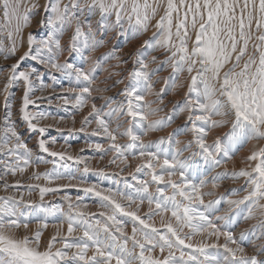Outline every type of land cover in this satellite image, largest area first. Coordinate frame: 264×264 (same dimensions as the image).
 Wrapping results in <instances>:
<instances>
[{
    "label": "snow or ice",
    "instance_id": "1",
    "mask_svg": "<svg viewBox=\"0 0 264 264\" xmlns=\"http://www.w3.org/2000/svg\"><path fill=\"white\" fill-rule=\"evenodd\" d=\"M41 8L45 15L39 22L40 31L25 35L24 30ZM161 10L163 14L153 25ZM125 23L129 38L146 33L150 26L156 31L136 50L133 70L101 89L96 86V74L105 71L103 65L108 60L119 59L118 51L114 47L95 60L85 52L102 47L110 30L120 29L124 35ZM101 31L103 37L98 38ZM66 35L68 39L62 43ZM0 37L9 41L6 45L0 38V57L5 62L13 61L0 63L4 79L0 87L4 110L0 118V184L5 192L23 187L30 190L29 195L35 189L40 194V203L26 200L23 193L0 196V264H264V146L253 145L245 158L246 167L238 171L225 169L210 178L212 189L219 187L215 181L245 178L239 189L245 195L227 200L232 207L243 205L241 212L229 215L230 208L216 216L219 208L215 206L225 197L205 201L214 193L202 191L210 182L209 174L231 160L241 146L251 140L264 141V0H46L43 6L38 0H0ZM25 43L27 50L18 55ZM157 49L165 50L163 60L152 55ZM85 64L87 68L81 66ZM165 66L171 67V74L165 87L155 91L153 77ZM185 73L184 84H178ZM111 76L119 73H110ZM46 79L52 83H46ZM65 83L70 86L65 88ZM121 84L124 87L119 95L123 102L102 94ZM185 85L187 92L172 112L151 119L162 111L161 105L167 106L168 92ZM57 88L61 89L59 93L55 92ZM48 89L52 94L33 99L36 91ZM17 91L22 92L21 104L13 119ZM93 91L98 95L93 96ZM148 96L155 99L149 100ZM42 99L49 105L59 99L62 104L58 107L74 104L77 111L88 106L90 100H102L99 106L91 103L81 127L70 131L85 132L94 122L92 135L103 136L110 143L107 148L101 143L88 146L100 154L101 160L109 152L114 153L109 165L119 168V173L93 169L83 156L50 152L48 145L55 141L44 138L49 126L40 125L50 113L29 110L30 106L38 108L37 100ZM179 112L188 113L187 121L192 127L187 130L195 133L194 143L199 148V153L185 159L178 158L180 149L170 154L161 147L180 143L174 140L182 131L180 127L156 141L144 139L150 132L168 127ZM113 119L115 128L109 123ZM72 121L75 123L74 116ZM20 126H25L30 136H38L39 153L60 161L57 164L52 160L51 170H34L31 179L51 184L66 178L67 184L48 187L21 180L8 182V176H23L33 163H49L43 155L33 154L18 131ZM226 126L227 132L217 135L211 144L207 142L211 129ZM118 136L128 139L119 143ZM192 144L189 141L185 150ZM197 155L199 163L194 159ZM130 156L138 161L135 171L128 173L132 183L124 177L122 187L116 180L109 188L96 183L82 186L85 175L94 171L103 177L122 175L131 167ZM67 161L84 167L70 169ZM120 164L124 167L120 168ZM145 172L150 179H137ZM76 173L80 181L74 184ZM177 175L178 181L173 179ZM73 187L89 198H98L100 210H81L88 207L81 196L75 198V203L71 197L63 198L68 201L67 213L60 206H44L45 194ZM145 207L146 211H142ZM57 212L62 219L58 218L55 233L43 242L49 215ZM157 216L159 227L154 219ZM257 217L255 224L235 235L230 230L237 228L241 220ZM33 220L39 221L34 231L29 229ZM65 223L66 233L62 231ZM197 235L201 236L199 242L193 240ZM213 237L217 241L223 237L225 243H205Z\"/></svg>",
    "mask_w": 264,
    "mask_h": 264
},
{
    "label": "rangeland",
    "instance_id": "2",
    "mask_svg": "<svg viewBox=\"0 0 264 264\" xmlns=\"http://www.w3.org/2000/svg\"><path fill=\"white\" fill-rule=\"evenodd\" d=\"M32 22H34L33 19H32ZM32 31L34 32V30H29L28 32H32ZM85 31H87V29H85ZM114 31L116 33L115 36L117 37L118 42L121 43L122 39H125V41L129 40V36H130L129 32L128 33L124 32V35H121L120 29H114ZM108 33H107V36L105 37V39H107V37L109 35ZM99 37H103V33L101 34V36L98 35V38ZM0 38L4 39V43L6 45L9 43V41H6L5 37H0ZM67 39H68V37H67ZM110 39L112 40V38H110ZM142 44H143V42H141V44L133 50L134 54L136 53L137 49L141 48ZM115 45L117 46V44H115ZM115 45L113 44L111 49H113L114 47L116 48ZM26 50H27V44L25 43L24 46L19 50L18 55L22 54ZM88 54H90V53L85 52V56H88ZM65 55H67V53H65ZM93 56L95 59L99 58L98 54H93ZM134 59H135V57H134ZM12 62L13 61L5 62V61H3L2 57H0V63H12ZM107 62L104 63L103 67H105L107 65ZM133 62H134V60H133ZM81 66L87 68L88 65L85 64V65H81ZM157 66H155V67H157ZM165 68H166V66L160 72L156 73V75L153 77V87L157 86L155 91H159L160 88L165 87V82H166L167 78L169 77V75L171 74L172 69H171V67H169L168 70H166V74L161 78V83L159 85H157L158 82L156 81V76L159 73L163 72L165 70ZM132 70H133V63H132V66L130 68V71H132ZM41 71H43V69H41ZM96 75H97V80H98V78L102 75V72H98ZM186 76H187V74L185 76H183L184 78L182 81H180L181 80V77H180V79L177 83L178 84H184ZM97 80H96V82H97ZM45 82L49 83V84L52 83V81L50 79H46ZM3 83H4L3 76H0V87L3 86ZM69 86L70 85H68L67 83L64 84L65 88L69 87ZM71 86L75 87V85H71ZM96 86H98V85L96 84ZM60 91H61V89H59V88L55 89V92H57V93H59ZM120 92H121V90H119V91L117 90L114 94H112L110 96L113 97V99L115 100L116 98H118V95ZM186 92H187L186 85L183 87H177L175 89V91L168 92L167 96L165 97V101H166L165 104L167 106L164 107L163 105H161L160 107L162 108L163 112L162 111L157 112L156 115L151 117V119H158L161 116H164L166 114H170L172 112L173 108L176 106V102L182 101V98L184 97ZM50 94H52L51 89L45 90L44 92L36 91L33 99H35L36 97H41V96H48ZM172 94H173V96H172ZM92 95L97 96L98 93L93 91ZM21 96H22V92L17 91L16 92L17 99L13 103V119H16L18 116L17 109L19 108V106L21 104V100H20ZM154 99H155L154 96H150V98H149V100H154ZM69 100H74V97L69 96ZM2 102H3V97L0 96V118H2V115H3V112L1 109ZM93 102H95L97 104V106H99L101 103H103L102 100H95V101L90 100L88 106H85L82 110L77 111L75 109L74 104H69L67 106L58 107V105L62 104V101H60L59 99H53L51 105H49L47 100L42 99V100H37L38 108H33L30 106L29 110L30 111H42L45 113H50V115L47 117V119L40 121L41 126H45V125L49 126L48 131L44 134V138L46 140H54L55 141V143H51L48 145L50 152L51 151L65 152L67 155H71L73 157L83 156V157L89 159V167H91L93 169H104V171L108 172V173H113V172L119 173V168H117L115 165H109V160L113 158L114 153L109 152L104 157V159L101 160L100 154L96 150H94L88 146L89 144L101 143V144H104L105 148H107L109 143H110V141H108L107 138H105L103 136L92 135L93 129L96 128V125L94 122L87 127L85 132L70 131L73 128L78 130L81 127V119L83 116L87 115V113L90 111V104ZM181 106H182V104H181ZM69 113L71 115H69ZM195 114L198 115L199 113L197 112ZM61 116L64 117L63 121L60 120ZM72 116L75 117V123H73V121H72ZM187 116H188V113L179 112L177 117L174 119V121L168 127L163 128L157 132H150L148 136L144 137L145 141L146 142L147 141H156L161 136H168L169 134L174 133V130H176L178 127H180L182 129V131L178 135L174 136V140H179L180 143L178 145L175 144L174 142L171 144L165 143L164 145H161V147L168 149L170 154L173 153L176 149H180L181 154L178 157L179 159L188 158L192 153H199V148L194 143L195 133L187 130V129H191V127H192L191 123H189L187 121ZM109 123H110V127L115 128L116 124H115L114 119L112 121H109ZM199 126L202 127L203 125L200 124ZM24 127L25 126H20L18 128V131L21 132L25 141L28 143V147L33 150L34 155H36V154L43 155L44 158L49 161V163L39 164V165L33 163L32 166L27 169V171L24 173L23 176H20L19 174H17V176H15V177L8 176L7 177L8 182L14 183L16 180H21L22 183L40 184L42 186H48V187H56L57 185H60V184H67L68 180L66 178L58 180V181H54L51 184H49L44 179H41L40 181H36L34 179H31V175H32V172L34 170H37L40 172H44L46 170H51L53 167V164L51 163V161L55 159L57 164H59L60 161L58 158H53L50 155L39 153L37 146H36L38 136L37 135H31L30 136L27 132L24 131ZM133 130L135 131V128ZM121 131H123V129H121ZM227 131H228V126H226L224 128L211 129L208 133V136H207V142L209 144H211L217 135H221L223 132H227ZM127 139H128L127 137L118 136V142L119 143H125L127 141ZM189 141H193V144L191 147H189L185 150V146L188 144ZM253 145L264 146V141H260V142H257L255 140L249 141L247 144L241 146L239 148V150L236 151V153L234 155H232L231 160H227V161L223 162L220 168L215 169L212 173L209 174L208 179L210 182L204 189H202V191H204V192L213 191L214 194L212 196H206L205 201H207L209 199H218L220 196L225 197V199L223 201H221V203L219 205L215 206V207L219 208V211H217L215 213L216 216L223 215L226 211H229L230 208H231V211L229 212V215L241 212V210L244 208L243 205H240L239 207H232L227 203V200L228 199H232V200L239 199L243 195H245V192L239 191L241 186L245 184V178L241 177V178L235 179V180L229 178V179H223L220 181H215L216 183L219 184V187L216 189H212V187H211L212 181L210 179L211 176L215 175L216 172H221V171H224L225 169H227L229 171L235 169L238 171L239 169L246 167L247 162H246L245 158L248 155H250V152L253 148ZM81 149H83V151H81ZM148 150L154 151L155 148H149ZM0 158H2V157H0ZM161 159H163V157H161ZM194 159L196 160L197 163H199V156L198 155L196 157H194ZM67 163L69 164L70 169H75L76 167H79L82 170L84 167L83 164H80L79 166H77L75 161H67ZM117 163L119 164V161H117ZM129 163L131 164V167L126 168L122 175L118 174L115 177L98 176V175H96L95 171L88 173L84 177L85 185H82V186H86L87 184L96 183V184H99L103 188H109V187H112L113 181L116 180V181L120 182V185L122 187L124 177L127 178L129 183H132L133 182L132 178L130 176H128V173L135 171V167H136V164L138 163V161L133 160L132 157L130 156L129 157ZM123 167H124V165L120 164V168H123ZM189 174L190 173H186L185 175L187 176ZM76 177H77V179L72 181V183H74V184L79 183V181H80L79 173H76ZM137 179H150V177L145 172V173L139 174ZM173 179L178 181L179 180L178 175L174 176ZM151 187L153 189H155L156 185L153 184V185H151ZM232 189H237L238 191L233 193L231 191ZM29 191H30L29 189L22 187L19 190L9 188L5 192L3 190V185L0 184V196H7V195H17L18 196L20 193H23L24 198L26 200L31 199L32 201L40 203L39 190L38 189L31 190L30 195H29ZM168 191L171 194L170 188L168 189ZM65 196L71 197L73 203L76 202L75 198L77 196L84 197L85 198L84 203L87 204L88 207H87V209H84L82 207L81 210L90 211V212H98L100 210L98 198H96V197L89 198V196L86 195L82 190H80V188H74V187L73 188H65V189H62L58 192H54V193L50 192V193L45 194L44 202H43L44 206L45 207L60 206L64 209V212L67 213L69 211V208H68V201L63 199ZM142 211H146V207L144 209H142ZM201 211H206V209L201 208ZM58 218L62 219L61 214L58 212L49 215V218L47 221L49 226H48L47 230H45L43 233V236H42L43 242H47L49 240V238L55 233L56 229H55L54 225H57L60 222V220ZM258 218L259 217L254 218V219H250L247 221L241 220V222L239 223V226L237 228L230 229V230H232L234 232V235H235L239 231H241L242 229H246V228L251 227V225H253L257 222ZM154 219L156 222V226L159 227L160 226V217L157 216ZM212 219L215 222L214 217H212ZM237 219H240V217L237 216ZM38 223H39V221L33 220L29 224V229L34 231L35 228L37 227ZM218 223L223 224L224 221H219ZM66 227H67V225L65 223V227L62 230L65 233H66ZM131 227H132V225L129 223L128 229H127L129 231V234L131 232ZM193 240L195 242H199L201 240V236L197 235L193 238ZM205 243H218V244L222 245L225 243V240L223 237H220V239L217 241L213 237L211 239H206ZM57 246H59V244ZM246 247H247V245H246ZM248 250L250 252L252 251V249L250 247L248 248ZM218 251L222 252L223 249H218Z\"/></svg>",
    "mask_w": 264,
    "mask_h": 264
},
{
    "label": "bare ground",
    "instance_id": "3",
    "mask_svg": "<svg viewBox=\"0 0 264 264\" xmlns=\"http://www.w3.org/2000/svg\"><path fill=\"white\" fill-rule=\"evenodd\" d=\"M38 2L41 6H43L46 3V0H38ZM64 2L67 3V0H64ZM162 14H163V10H161L158 13L157 17L155 19H153V21H152L153 25L155 24V21L157 19H159V15H162ZM44 15H45V13L43 12V8H41L40 13L38 15L34 16V18H33L34 22H32L30 24V26L24 30L25 35L27 34V32L29 30H34V33L37 31H40L39 22ZM94 30H95V25H94ZM155 31H156V29L154 27L150 26L149 30L146 33H144L140 36L134 37V38H129L128 41H125V39H122V41L120 43V42H118L117 37L115 36L116 33H115L114 29L111 30L108 33L109 35H108L107 39H105V41H106L105 44L102 47L96 49L95 52H91L90 54H88V55H91L92 58L95 60L93 54H98L100 57L102 54L107 53L110 50H112L111 48H112L113 44L114 45L117 44V46L116 45L115 46H116V49L118 51L119 59H110L107 62V65L104 67L105 71H102V75L98 78V80L96 82V84L98 85L97 87L103 89V88H106L107 86L113 85L114 81L116 79H124L127 76V73L130 72V68L132 66V63H133V60L135 57L133 50L135 48H137L141 44V42H143L144 40L151 37ZM124 32L128 33L127 23L124 24ZM102 33L103 32L101 31L99 33V36H101ZM67 37H68L67 35L64 37V40H62V43L67 40ZM110 38H112V40ZM5 39H6V41H8L6 37H5ZM164 51H165L164 49H157L156 51L152 52V55H157L159 60H163L164 59V55H163ZM123 60H128V63L127 64L122 63ZM155 66H157V65H151V67H155ZM168 68L169 67L166 66L165 70L156 76V81L158 82L157 85H159L161 83V78L166 74V70H168ZM110 73H119V76H111L110 77ZM185 75H186V73L181 76L180 81L183 80V78H184L183 76H185ZM126 83H127V80L125 79V84ZM123 87H124L123 84L115 85L114 87H110L108 89V91H106L102 94L107 97V96L114 94L117 90L118 91L122 90ZM156 87H154V90L156 89ZM172 96H173V94H172ZM149 98H150V96L147 97V99H149ZM123 99L124 98L121 95H118V98H116L115 101L122 102ZM2 105H3V102L1 104V109L3 112ZM153 107H157V105L153 104Z\"/></svg>",
    "mask_w": 264,
    "mask_h": 264
}]
</instances>
